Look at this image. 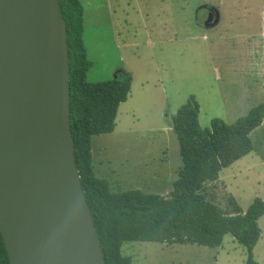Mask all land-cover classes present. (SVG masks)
<instances>
[{"label":"rangeland","instance_id":"374dc122","mask_svg":"<svg viewBox=\"0 0 264 264\" xmlns=\"http://www.w3.org/2000/svg\"><path fill=\"white\" fill-rule=\"evenodd\" d=\"M186 1L111 0L113 18L106 7L89 8L87 3L86 43L93 62L88 81H105L121 70L131 71L134 79L128 100L119 107L115 130L92 138L95 173L110 181L112 191L138 188L170 194L183 161L177 135L169 127L189 95L202 103V127L210 126V116L221 117L218 112L224 109L235 115L232 119L230 113L227 122L246 115L245 108L235 113V101L248 88L246 69L252 58L264 66V0H191L190 8ZM209 7L218 18L208 32L215 38L211 44L200 25ZM254 42L260 50L252 57ZM212 47L216 56L210 53ZM227 66L235 70L227 71ZM256 81V98L264 99V79ZM251 138L252 153L202 189L227 212L237 204L246 210L264 191V127ZM121 251L131 257V264H245L246 259L245 247L230 234L217 247L126 241ZM254 253L264 264L263 239Z\"/></svg>","mask_w":264,"mask_h":264},{"label":"water","instance_id":"95a60500","mask_svg":"<svg viewBox=\"0 0 264 264\" xmlns=\"http://www.w3.org/2000/svg\"><path fill=\"white\" fill-rule=\"evenodd\" d=\"M0 232L11 264H106L76 162L60 0H0Z\"/></svg>","mask_w":264,"mask_h":264},{"label":"trees","instance_id":"16d2710c","mask_svg":"<svg viewBox=\"0 0 264 264\" xmlns=\"http://www.w3.org/2000/svg\"><path fill=\"white\" fill-rule=\"evenodd\" d=\"M67 24L70 61V126L76 162L98 231L106 264H131L122 254L126 241L190 243L220 246L227 234L246 249L245 264H261L254 249L262 229L264 199L257 196L244 210L239 204L227 212L202 191L219 179L223 169L254 150L251 132L264 122V102L228 123L214 117L208 127L199 121L195 94L172 116L183 167L168 196L141 189L112 191L110 181L98 177L92 163L93 135L111 133L120 105L127 101L133 74L121 70L111 79L90 82L93 66L83 38L80 0H60ZM0 264H11L0 232Z\"/></svg>","mask_w":264,"mask_h":264},{"label":"crops","instance_id":"0c3cea01","mask_svg":"<svg viewBox=\"0 0 264 264\" xmlns=\"http://www.w3.org/2000/svg\"><path fill=\"white\" fill-rule=\"evenodd\" d=\"M89 1H91V0H89ZM88 0H80V2L82 3V5H83V24H84V32H83V38H84V42H85V45H86V48H87V56H88V58L90 59V57H89V51H88V47H87V43H86V12H87V3L89 4V5H91L89 8H91L92 6H94V7H97V9H98V7H100V8H107V11H108V15H109V17L110 18H113L114 17V15H113V6H112V4H111V0H109V2H108V0H106L107 1V4L106 3H101V4H95V3H91V2H89ZM198 2V1H197ZM99 3H100V1H99ZM207 3V2H206ZM205 2H204V4H206ZM186 4L188 5V7L190 8V7H192V3H191V0H187L186 1ZM181 5V4H180ZM104 6V7H103ZM184 7V6H183ZM217 15H218V12H217ZM218 19V18H217ZM217 19H216V21H217ZM200 25H202L203 26V30H204V38H205V40H206V42H208L209 44H211L212 43V41L215 39L213 36H210L209 34H208V32L210 31V29H211V27L214 25V23L213 24H211V25H206V23L205 22H202V23H200ZM260 43H258V44H255V42H254V46H253V49H251L250 51L253 53L252 54V57L253 56H255V54L257 53V50H260V48H258V46L257 45H259ZM213 47L215 46V45H212ZM213 47L210 49V53L212 54V52H213ZM212 55H214V56H216L215 54H212ZM91 60V59H90ZM92 61V60H91ZM93 63V62H92ZM93 68V66L88 70V72H87V78H88V74H89V72L91 71V69ZM259 68L261 69V70H263V68H264V66H263V64H261V63H258L257 62V59H256V57L255 58H252V66L250 67V69H246V71L247 72H249V73H251V74H247V78H248V88L246 89V90H242V92L239 94V98L235 101V113L237 112V110L236 109H240V108H245L246 110L244 111V113L246 112V114L247 113H249V111L254 107V106H256V105H258V104H260V103H262V102H264V99L263 98H261L260 96L258 97V98H256V96H257V92H256V90H257V86H256V84H257V81L256 80H258L260 77H263V79H264V74L261 72V70H259ZM234 71L235 70V68H234V66H227V71ZM216 72H217V78H218V80H223V77H222V75H221V73H220V70H216ZM114 77V76H113ZM134 80V79H133ZM133 83H134V81H133ZM133 83H132V86H133ZM131 93V92H130ZM130 95V94H129ZM190 96V95H189ZM196 96V95H195ZM129 98V97H128ZM197 98V97H196ZM128 100V99H127ZM126 102V101H125ZM124 103V102H123ZM119 111V110H118ZM201 112H202V103L200 102V112H199V118H200V116H201ZM204 112V111H203ZM232 112H233V110L231 111V112H229V111H227L226 109H224V110H222V111H220V112H218L219 114V116H221L220 118H222V119H224L226 122L229 120V119H231V118H229V116H230V113H231V115H232ZM205 113L207 114V112L205 111ZM238 115H240V114H237V116ZM245 115V114H244ZM236 116V117H237ZM215 116H213V115H211L210 116V118H209V120H212V118H214ZM240 117V116H239ZM238 117V118H239ZM235 118V115H232V119H234ZM237 118V119H238ZM236 119V120H237ZM236 120H233V121H236ZM200 121V120H199ZM232 121V120H231ZM233 121H232V123H233ZM228 123H231V122H228ZM201 124V123H200ZM210 124H211V122H210ZM264 127V122L259 126V127H257L254 131H252L251 132V135H252V133H254V132H256V130H259V129H261V128H263ZM170 129H172V130H174L173 129V127L172 126H170L169 127ZM169 132H175V131H169ZM112 133V132H111ZM107 134V133H106ZM94 136V135H93ZM93 138V137H92ZM252 152H250L249 154H251ZM244 157V156H243ZM241 159V158H240ZM239 160V159H238ZM236 162V161H235ZM92 163H93V150H92ZM98 164H99V167H101V165H102V162L101 161H99L98 162ZM93 167H94V165H93ZM240 167V166H239ZM223 171V170H222ZM94 172H95V169H94ZM235 172H237V170H235ZM238 173V172H237ZM96 174V173H95ZM99 177V176H98ZM261 198L262 199H264V191H263V194L261 195ZM259 224H260V226H261V229H262V234H261V238H260V240H264V215L259 219Z\"/></svg>","mask_w":264,"mask_h":264},{"label":"flooded vegetation","instance_id":"af4514ba","mask_svg":"<svg viewBox=\"0 0 264 264\" xmlns=\"http://www.w3.org/2000/svg\"><path fill=\"white\" fill-rule=\"evenodd\" d=\"M208 11H213V10H212V7H209V10H208ZM208 11H207V12H208ZM213 12H214V11H213ZM215 14H216V13H215Z\"/></svg>","mask_w":264,"mask_h":264}]
</instances>
